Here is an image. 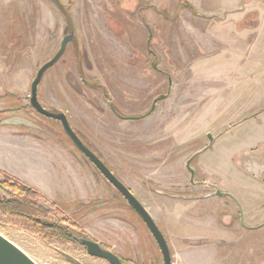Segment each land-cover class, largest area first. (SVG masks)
I'll return each instance as SVG.
<instances>
[{"label": "rangeland", "instance_id": "1", "mask_svg": "<svg viewBox=\"0 0 264 264\" xmlns=\"http://www.w3.org/2000/svg\"><path fill=\"white\" fill-rule=\"evenodd\" d=\"M70 32L37 99L142 203L172 264H264V0H0V127L52 152L69 234L163 264L123 196L29 105L36 71ZM0 233L37 264H109L78 242L2 222Z\"/></svg>", "mask_w": 264, "mask_h": 264}, {"label": "water", "instance_id": "2", "mask_svg": "<svg viewBox=\"0 0 264 264\" xmlns=\"http://www.w3.org/2000/svg\"><path fill=\"white\" fill-rule=\"evenodd\" d=\"M72 38H73L72 34L66 35L62 39L61 46L56 52V54L48 61H46L43 65H41L36 71L35 77L33 78L30 84L29 105L37 113L45 117L53 118L60 122L63 131L74 143L75 147L85 157L89 159V161L98 169V171L103 175V177L123 196V198L126 200L127 205L131 209H133L137 213V215L141 218V220L144 222L147 229L149 230V232L151 233V235L153 236V238L155 239L158 245V248L162 255L163 264H172L170 250L166 242V239L162 231L159 229V227L157 226L151 215L148 213V211L145 209V207L142 205V203L136 198V196L131 192V190L128 187H126L107 168V166L103 163V161L95 153H93L87 146L84 145V143L75 133L73 128L70 126L67 117L64 113L47 111L44 107H42V105L39 103L37 99V87L44 71L50 66H52L58 60V58L61 56V54L64 51L66 43ZM160 98H162V96ZM153 106L154 103L151 107V110L153 109ZM208 135L211 144L212 136L210 134ZM196 154L197 152L191 155L187 159L185 164L186 169L190 173V181H192L194 176V169L190 166V163ZM215 194L218 196H230L235 200V198L230 193L222 192L219 189L215 190ZM249 228H253V227H249ZM77 240L85 248L86 252L90 256L104 259L109 264H123L120 258L116 254H114L110 250L103 248L96 241L87 238H80ZM0 264H37V263L34 260H32L24 251H22L19 247H17L14 243H12L10 240L5 238L0 233Z\"/></svg>", "mask_w": 264, "mask_h": 264}, {"label": "trees", "instance_id": "3", "mask_svg": "<svg viewBox=\"0 0 264 264\" xmlns=\"http://www.w3.org/2000/svg\"><path fill=\"white\" fill-rule=\"evenodd\" d=\"M0 190L10 196L5 197L0 194V222L20 227L47 242L79 243L77 238L67 231V218L58 217L59 211L55 208V203L38 190L2 170H0ZM41 199L47 202L49 207L41 205L39 202ZM71 227L77 228L75 223Z\"/></svg>", "mask_w": 264, "mask_h": 264}, {"label": "crops", "instance_id": "4", "mask_svg": "<svg viewBox=\"0 0 264 264\" xmlns=\"http://www.w3.org/2000/svg\"><path fill=\"white\" fill-rule=\"evenodd\" d=\"M13 133L4 126L0 127V170L23 180L55 203L53 186L59 179L56 167L52 163L55 157L52 158L49 155L50 151L45 147H36L22 134ZM61 150L63 149L56 150V164H60L59 160L63 163L67 161V155L61 154ZM72 184L74 193L75 182Z\"/></svg>", "mask_w": 264, "mask_h": 264}, {"label": "flooded vegetation", "instance_id": "5", "mask_svg": "<svg viewBox=\"0 0 264 264\" xmlns=\"http://www.w3.org/2000/svg\"><path fill=\"white\" fill-rule=\"evenodd\" d=\"M69 34H72V33L70 32ZM69 34H65V35L63 36V38H64L66 35H69ZM72 35H73V34H72ZM73 37H74V35H73ZM63 38H62V39H63ZM72 39H73V38H72ZM72 39H71V40H72ZM71 40H69V41H71ZM61 42H62V40H61ZM67 43H68V42H67ZM67 43H66V45H67ZM66 45H65V48H66ZM60 46H61V43H60ZM60 46H59V48H60ZM59 48H58V49H59ZM65 48H64V50H65ZM57 51H58V50H57ZM57 51H56V52H57ZM63 52H64V51H63ZM55 54H56V53H55ZM55 54H54V55H55ZM54 55H53V56H54ZM53 56H52V57H53ZM52 57H51V58H52ZM161 96H162V98H163L165 95H161ZM161 96H160V97H161ZM160 97H159V98H160ZM160 99H161V98H160ZM155 100H156V99H155ZM155 100H154V102H153V103H154V106H155V103H156ZM153 103L151 104V107H152ZM154 106H153V109H154ZM151 107H150V110H151ZM153 109H152V110H153ZM152 110H151V111H152ZM240 214H241V213H240ZM256 227H257V226H256ZM246 228H249V227H246ZM253 228H255V227H253ZM100 246H101V245H100ZM103 248L107 249L106 247H103ZM107 250H110L111 252H113L114 254H116V253H115L114 251H112L111 249H107ZM116 255H117V254H116ZM117 256L120 258V260H121V262H122L123 264H130L128 260H125V259L121 258L119 255H117ZM105 261H106V260H105Z\"/></svg>", "mask_w": 264, "mask_h": 264}]
</instances>
